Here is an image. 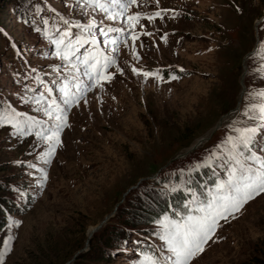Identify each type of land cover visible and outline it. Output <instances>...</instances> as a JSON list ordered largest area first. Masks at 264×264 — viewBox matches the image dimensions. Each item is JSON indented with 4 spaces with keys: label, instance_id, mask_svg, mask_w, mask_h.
Wrapping results in <instances>:
<instances>
[{
    "label": "rangeland",
    "instance_id": "1",
    "mask_svg": "<svg viewBox=\"0 0 264 264\" xmlns=\"http://www.w3.org/2000/svg\"><path fill=\"white\" fill-rule=\"evenodd\" d=\"M42 1L46 12L81 26L95 21L90 33L102 44H109L97 32L102 26L134 35L109 44L115 75L94 84L84 65L62 60L55 40L0 0V101L8 105L0 121H12L0 122V201L9 209L0 212V264H144L137 258L138 246L147 245L142 237L171 255L161 221L178 219L166 216L165 197L196 168L220 165L234 129L257 123L244 112L261 102L249 94L264 90V0H137L114 20L108 15L122 12L118 5L104 12L84 0ZM133 15L139 22L130 26ZM19 66L50 80L72 76L89 89L60 111L17 75ZM69 88L52 92L63 100ZM58 115L65 120L60 143L48 155L49 144L24 125L55 127ZM253 151L264 156V134ZM194 197L200 200L192 193L187 202ZM189 264H264V193L222 220Z\"/></svg>",
    "mask_w": 264,
    "mask_h": 264
},
{
    "label": "snow or ice",
    "instance_id": "2",
    "mask_svg": "<svg viewBox=\"0 0 264 264\" xmlns=\"http://www.w3.org/2000/svg\"><path fill=\"white\" fill-rule=\"evenodd\" d=\"M84 3L92 4L104 12H108L109 7H116L118 5L123 11L118 14L109 13L108 15V19L114 20L117 15H123V12L127 11L129 5L136 4L137 0H125L124 3H121V0H109L107 4L101 3V0H84ZM156 15L159 16L160 13L158 12ZM127 21L130 26H134L135 23L139 22V17L136 15L128 16ZM67 23L68 21H65V24ZM95 26V21H92L85 25L84 28L90 32ZM77 27L80 26L77 25ZM108 31L121 32L123 29L110 28ZM101 32L104 35L107 34L103 29H101ZM71 35L70 32L66 31L60 40L54 41L58 46L64 45L65 50L63 52L58 51L57 53L62 60H71L72 56L75 55L76 44L89 42L87 39L81 40L77 38L75 44L71 40L67 44H64V38ZM91 43H96L94 37ZM109 43L114 45L117 41L111 40ZM81 62L86 68L84 74L89 79H96L97 83H100L101 80L111 79L110 75L105 76V69L114 63V60L111 58L104 56L102 53H97L96 55L89 54L84 56ZM133 71L136 72L135 69ZM143 75L145 78L154 75L158 77V73L152 72H145ZM176 78L175 76L172 77V79ZM67 94L65 92L66 96ZM249 96L253 99L259 98L261 102L250 104L246 108L244 115L250 120L257 121V123L254 126L234 129L238 135L235 137L228 136L224 142V146L228 148V155L231 161L234 162L229 171L228 179L217 183L215 193L210 194V198L206 203L197 204L196 212L199 213L198 215L190 213L181 220L165 217L161 221L163 232L160 239L165 242L167 250L171 254L166 258L167 261H170V264H189L193 258L205 251V245L212 239L218 227V221L227 220L230 215L238 212L254 196L264 193V156H260L256 151H253L256 137L264 134V90L250 93ZM68 102L65 99L64 103L67 104ZM52 104L55 105V101ZM51 106L49 105V107ZM46 115L51 116L52 114L46 111ZM56 120L60 121V123L53 130L49 131L47 135L41 131L36 133L37 137L42 138L49 144L50 151L48 155H52L55 152V145L60 143L59 133L65 122L64 117L59 115L56 116ZM0 122L12 123L7 118ZM12 126L16 129L17 133L26 134L24 128L19 126L18 123H13ZM249 161L252 163H247ZM194 202H196L195 197L192 203ZM151 264H159V261L151 258Z\"/></svg>",
    "mask_w": 264,
    "mask_h": 264
},
{
    "label": "trees",
    "instance_id": "3",
    "mask_svg": "<svg viewBox=\"0 0 264 264\" xmlns=\"http://www.w3.org/2000/svg\"><path fill=\"white\" fill-rule=\"evenodd\" d=\"M11 3V6L13 7L15 13L20 16H22L24 19L26 17H32L33 13H37V6L36 4H40L41 0H9ZM21 10L25 13V15L21 14ZM164 73V71H163ZM166 73V72H165ZM165 75L171 76L174 74L166 73ZM209 178L208 172L202 171V173H196L195 176H193L192 181L190 182V186L192 188H198L201 184V182L205 179ZM189 198V192H183L180 188H177L175 191H170L169 196L165 197V203L167 204V208L171 211L175 208L176 211L184 210L186 206V202ZM9 202V201H8ZM7 201H0V212L4 213L2 210L7 209L6 207ZM4 207V208H3ZM174 212V211H173ZM0 213V214H1ZM149 214L154 217L156 213L153 210H149ZM3 226V220L0 221V229Z\"/></svg>",
    "mask_w": 264,
    "mask_h": 264
},
{
    "label": "water",
    "instance_id": "4",
    "mask_svg": "<svg viewBox=\"0 0 264 264\" xmlns=\"http://www.w3.org/2000/svg\"><path fill=\"white\" fill-rule=\"evenodd\" d=\"M180 67H181V66H180ZM187 69H189V70H196V71H199V70L196 69V68L194 69V68H189V67H188ZM202 73H203V72H202Z\"/></svg>",
    "mask_w": 264,
    "mask_h": 264
},
{
    "label": "bare ground",
    "instance_id": "5",
    "mask_svg": "<svg viewBox=\"0 0 264 264\" xmlns=\"http://www.w3.org/2000/svg\"><path fill=\"white\" fill-rule=\"evenodd\" d=\"M91 231V230H90ZM160 264V263H159Z\"/></svg>",
    "mask_w": 264,
    "mask_h": 264
}]
</instances>
